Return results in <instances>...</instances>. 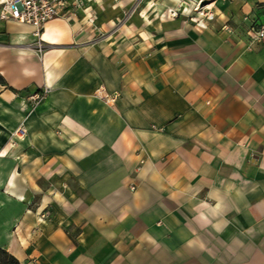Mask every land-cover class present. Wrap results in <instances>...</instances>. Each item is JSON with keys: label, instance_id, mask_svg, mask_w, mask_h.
I'll use <instances>...</instances> for the list:
<instances>
[{"label": "crops", "instance_id": "1", "mask_svg": "<svg viewBox=\"0 0 264 264\" xmlns=\"http://www.w3.org/2000/svg\"><path fill=\"white\" fill-rule=\"evenodd\" d=\"M217 1L197 26L136 14L119 45L84 21L107 29L131 0H81L44 52L0 20V247L22 264H264V0Z\"/></svg>", "mask_w": 264, "mask_h": 264}, {"label": "rangeland", "instance_id": "2", "mask_svg": "<svg viewBox=\"0 0 264 264\" xmlns=\"http://www.w3.org/2000/svg\"><path fill=\"white\" fill-rule=\"evenodd\" d=\"M107 1L117 4V2L121 0ZM105 6L106 5L104 4L103 7L105 8ZM156 6L159 8L158 12L162 13L158 18L162 17V20L167 24L166 28L168 29L170 25L176 26L175 21H177L179 25L182 24L183 19H185L188 24L196 26L202 23L201 19L203 18L215 21V11L219 9L220 5L217 0H131L130 5L123 8L124 10H122L121 14L117 17V20L114 21L111 26L105 27L107 29H102V31L99 30L100 28L97 27L95 23L98 20L97 13L93 11L89 14L87 21H84L85 30H89L90 32V30L95 29L98 31L94 34L91 33L88 39H91V42L95 43L109 42L114 44L117 42V44L119 43L120 45L123 41L122 34L124 33V28L133 24V17L136 14H148L150 8H155ZM154 13L152 12V15ZM158 23V20L149 19L147 24L149 25L150 30L153 31ZM134 25L135 27H138L137 24ZM225 28L226 26L223 27V29ZM41 52H44V50Z\"/></svg>", "mask_w": 264, "mask_h": 264}, {"label": "built area", "instance_id": "3", "mask_svg": "<svg viewBox=\"0 0 264 264\" xmlns=\"http://www.w3.org/2000/svg\"><path fill=\"white\" fill-rule=\"evenodd\" d=\"M81 0H0V20H14L20 23L31 25L35 28L34 35L37 40L33 46L38 51L45 49V44L42 40V31L46 24L52 19L58 17L70 18L77 7L80 6ZM254 40L264 39V24L260 28L255 29L252 35ZM119 92L104 93L102 98L107 102L116 101L119 97ZM44 96L39 94L35 99L39 102ZM17 132H22L19 128ZM133 189L135 186L132 187Z\"/></svg>", "mask_w": 264, "mask_h": 264}, {"label": "trees", "instance_id": "4", "mask_svg": "<svg viewBox=\"0 0 264 264\" xmlns=\"http://www.w3.org/2000/svg\"><path fill=\"white\" fill-rule=\"evenodd\" d=\"M0 81H4L0 73ZM0 264H22L21 261L8 249L0 247Z\"/></svg>", "mask_w": 264, "mask_h": 264}]
</instances>
